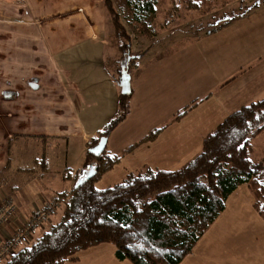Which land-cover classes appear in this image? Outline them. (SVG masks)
<instances>
[{
	"label": "rangeland",
	"instance_id": "obj_1",
	"mask_svg": "<svg viewBox=\"0 0 264 264\" xmlns=\"http://www.w3.org/2000/svg\"><path fill=\"white\" fill-rule=\"evenodd\" d=\"M48 1L49 9L59 7V10L52 9L44 17L31 13V16L21 18L16 14L15 4L10 5L11 13L0 15V155L5 151L4 142L9 138L8 135L16 138L14 135L19 134L17 131L26 128L27 132H31L30 135L41 136L35 134L40 132V128L34 125H41L44 131H49L48 126L56 125L62 136H68L72 129L69 121L74 119L71 94L75 96L76 92L73 93L66 82L73 79L76 81L78 76L80 82L76 81L77 89L90 103V107L85 104V111L79 112L81 119L87 109L91 110V118L87 116L86 119L92 120L91 128H94L103 125L116 113L119 87L116 88L108 74L114 69L115 60L116 63L120 61L114 58L116 51L112 48L114 43L110 41V29L101 0H72L71 4H68L69 0H64L63 3H59V0ZM129 1L134 0H111L119 22L130 35L131 53L137 56V60L141 56L140 66L130 72L132 92L128 113L111 130L106 141V149L110 154L121 153L122 156L112 170L96 180L97 187L118 182L128 171L141 165L165 170L179 167L200 150L204 135L224 117L241 105L264 97V82L261 77L264 74V0H211L210 11L189 10L181 6L174 16H167V8L171 4L162 0L157 4L155 13L148 15L145 22L140 24L132 20ZM220 4L225 9H219ZM0 8L5 10L2 5ZM66 16L85 20L86 28L98 22L107 33L106 47L111 62L104 61L105 68L97 69L94 76L90 75L94 70L92 57L96 53L93 40L86 38L68 52L57 55L50 54L46 47L45 23L53 21L59 26ZM221 16L232 19L220 27ZM79 26L81 29V24ZM145 30L146 33L143 32ZM49 39L50 36L47 45ZM98 45L100 46L99 42ZM79 46L87 48L88 52H79ZM97 53L94 59L100 56ZM64 56L67 60H62ZM86 57L92 60L87 63ZM87 75H90L89 85L82 77ZM87 86L94 92L93 95H89ZM76 100L78 101L77 97L74 103ZM80 102L84 101L81 99ZM190 103L193 105L187 110ZM184 108L187 111L178 114ZM39 114L48 116L45 123L47 125L42 124L45 119L34 118ZM159 126H163V129L153 141L139 142L147 131ZM21 140L25 139L15 140L12 151L17 150L15 148ZM32 142L35 140L32 139ZM250 144L251 157L264 159V130L254 136ZM84 145L85 141L79 139L67 140V147L63 141H50V154H45L48 158L52 157L55 164L48 167L53 166L55 172L62 173L64 163L67 167L80 164L85 154ZM130 145L132 147L128 149ZM35 150L40 152L41 149L35 147ZM37 152H23L24 162L29 163L32 168H35L31 164L32 156L35 157ZM18 159L8 158L7 162L16 166L19 164ZM36 172H39V167ZM23 178L24 176H20L19 181ZM60 180L45 183L44 187L52 191L63 190L68 183ZM247 192L243 185L234 192L227 210L216 217L191 253L178 264H234L229 259L224 262L205 261L203 256L244 252L250 243L246 239H263L260 234L264 232V211L257 213L253 210L250 205L252 197ZM41 201L40 197L34 200L40 209L44 206ZM49 204L50 209L46 210L48 215L43 221L55 211L57 201ZM57 211H61V206ZM20 213L22 217H28L36 211L34 209L28 215L22 211ZM55 221L56 219L52 223ZM14 224L16 218L8 219L4 231L13 232ZM43 225V229L37 232L41 233L50 223L45 221ZM35 228L29 242L40 235L35 232L33 237ZM234 239H245V242L234 246ZM28 243H14L10 253L15 252L18 247L14 246ZM106 248L112 250L110 245ZM101 256L106 261L107 251L102 252ZM123 262L130 264L128 261Z\"/></svg>",
	"mask_w": 264,
	"mask_h": 264
},
{
	"label": "trees",
	"instance_id": "obj_2",
	"mask_svg": "<svg viewBox=\"0 0 264 264\" xmlns=\"http://www.w3.org/2000/svg\"><path fill=\"white\" fill-rule=\"evenodd\" d=\"M160 1H129L132 20L145 22L148 15L155 13ZM166 1L171 4L167 16L177 14L181 6L205 12L212 5L211 0ZM101 4L116 51L114 58L120 61L115 60L111 69L117 84L121 74L128 75L130 80L137 56L131 53L130 35L119 22L111 0H101ZM224 7L220 4L219 9ZM231 19L221 16L218 26L226 25ZM118 87L116 113L85 140L81 163L75 168L63 167L62 177L68 180L69 187L53 197L61 206L58 219L33 241L16 245L15 252L0 259V264H63L76 259L78 252L103 244L113 247L116 259L131 264H178L191 253L225 209L229 196L241 185L251 195L254 211H264V159L251 157L250 144L264 130V97L241 105L224 117L204 135L200 150L179 167L165 170L142 165L128 171L118 182L97 187L96 180L112 170L122 156L110 154L106 141L99 154L91 151L101 137L107 140L111 130L128 113L132 89L122 93L119 84ZM193 103L188 104L187 110ZM187 110L184 108L178 114ZM162 129L163 126L152 128L139 142L153 141ZM14 136L6 140V151L13 148L16 139H35L36 143L27 146L26 151L34 154L37 152L34 147H39L40 152L32 156V164L45 170L47 155L40 140L47 137ZM23 152L20 150L22 155ZM90 168L93 172L86 178Z\"/></svg>",
	"mask_w": 264,
	"mask_h": 264
},
{
	"label": "crops",
	"instance_id": "obj_3",
	"mask_svg": "<svg viewBox=\"0 0 264 264\" xmlns=\"http://www.w3.org/2000/svg\"><path fill=\"white\" fill-rule=\"evenodd\" d=\"M63 1L64 0H59V3H63ZM71 3H72V0H69L68 4H71ZM12 4L17 5L16 6V14L18 16H20L21 18L31 16V13L32 14L38 13V15L40 17H44L47 13L52 12L53 11L52 9L59 10V7H53V8L49 9V1L48 0H42V1H39V0H19L18 2H17V0H0V5H2L5 9V10H3V8H0V15H4L5 13H8V14L11 13L10 5H12ZM39 13H41V14H39ZM84 21L85 20L81 21L78 18H74L73 16H66V18L64 19V22H60L59 26H57V23L53 22V21L51 23H48V24H46L47 23L46 22L45 23V28L47 30V33L45 35L46 47L49 50L50 54L57 55L60 53L68 52L72 47H74V46L76 47L86 38L93 40L94 44H96V53H94V55L92 57L93 60H92V58H88V57H86L85 60L87 63L92 60L91 63H92V66H94V70H93V73L90 75L94 76L97 69L99 70V69L105 68L104 61L111 62L110 61L111 57L109 56L108 50L106 47V46H108L107 33L105 32V30L103 29V26L100 23L96 22L95 25L92 24L89 26V28H86ZM71 23H73V25ZM80 24H81V29L79 26ZM49 36H50L49 44L47 45V39ZM98 42L100 43V46L99 45L97 46ZM97 47H100L99 50H97ZM78 50H79V52H81L83 54L88 52L87 48H83L80 46H79ZM97 52H99L100 56H98L97 59H94V57L98 54ZM110 53H112V50L110 51ZM140 55H142V53ZM50 57H51V55H50ZM62 60H67L66 56H64L62 58ZM95 60H97V62ZM140 60H141V56L137 60L138 64H137L136 68L140 66ZM82 67H86V66L82 65ZM90 75L82 76L83 78L86 79V82H88V85L90 82V80H88V77ZM108 76L110 78H112V80L114 81L111 71L108 74ZM261 77L263 78L262 82H264V74L263 73H262ZM106 79L109 80L108 77ZM76 81H77V83L80 82V76L76 77ZM76 81H75V79H73V80H71V82H69V81L66 82V84L71 87L72 92L73 93L76 92L75 96L78 99V101L76 100V103H74L76 97L73 94H71L72 95L71 96L72 104L74 106V109L72 111V113H73L72 116L74 119L72 121L70 119V121H69V125L72 129L69 130L68 136H62V134H60V132H59L60 128L57 127L56 125H55L56 127L55 126H48L50 128L49 131H44L42 129L41 125L40 126L34 125L35 127L40 128V132L39 131L35 132V134H40V135H44L45 137H47L44 140H40V143H42V145L46 149L45 150L46 153L50 154V152L48 151V145H49L50 141H53V140L58 141V142L63 141L65 143V147H67V140L79 139V140L85 141V140H87L88 136L95 134L97 132V130L102 126V125H97L94 128H91V127H93L92 126V120L86 119L87 116H89V117L91 116V112H92L91 110H88V109L86 110L85 114L83 115V119H81V117L79 116L80 111H85V109H86L85 104H87L88 107H90L89 106L90 103L87 101V98L85 97V95H83L82 93H80L78 91ZM115 84H116V82H115ZM115 86H116V88L118 87L117 84ZM87 91L89 92L90 96L93 95V93H94L92 90L89 89V87H88ZM87 91L85 90L86 96H88ZM81 99L84 102H80ZM47 117L48 116H44L42 114H39L38 117H34V118H39V120L41 118L45 119L42 121V124H45ZM45 125H47V124H45ZM65 130H67V129H65ZM27 131L28 130L26 128H24L21 131H17V132H19V134H24L25 135L24 137H27L26 135H30L29 133H31V132H27ZM64 132L67 133V131H64ZM15 133H16V131H15ZM8 137H10V136L8 135ZM24 139H26V140H21L19 142V145L15 148V149H17L16 151H12V149L11 150L9 149V151L8 150L6 151V148H5L4 153L2 155H0V193L2 194V196L3 195H11L12 199L15 202V204L17 205L19 211L20 212L22 211L23 214L28 215V214L32 213V211H34V209L35 210L38 209L39 205H36L34 203V200H38L40 197L42 199L41 202L49 201V200H52V198L55 196V193L59 192V191L47 190V188L44 187L45 183L47 184V183L53 182L57 179H61L60 180L61 182H67L68 183L66 185V187L63 189V190H66L69 187V182H68V180L63 179V177H62L63 172L62 173H60L59 171L55 172V170L53 169V166L51 168H49L47 166V168L45 170L40 167L39 172H36V168L32 170L29 166V163L24 162L25 159L23 158V155L20 153V150L26 151V147L31 146V143H33L32 138L29 137V138H24ZM33 140H35V139H33ZM4 144L6 147V142H4ZM13 146H14V144H13ZM8 156L10 159L11 158L15 159V157L17 159L19 158L17 160V162L19 164H17L16 166H13V164L11 162L8 163L7 162ZM46 164L47 165H54L55 162L52 160V157L48 158L46 156ZM64 165H65V163H64ZM78 165L79 164L74 165V167H69V166L68 167L69 168H75ZM61 169L63 171V168H61ZM53 171H54V173H53ZM20 176H24V178L22 179L21 182L19 181ZM234 192L229 196V198L227 200L226 208L222 212L227 210L228 206L230 205V199L233 196ZM247 193H249V192H247ZM251 202H252V200L250 198V205H251ZM251 207H252V205H251ZM58 208L60 209V206L58 204H56L55 211L52 213V215L49 214V217L46 220H44L43 222L46 221V222L51 224V222L54 219L57 220L59 217V214H60V211L56 212V210ZM43 222L35 228V230L33 231V237L35 235V232L43 229V227H44ZM258 231L262 232V230H258ZM37 233H40V232H37ZM260 235H262L263 239H258V238H254V237H250V238L246 239L250 243L246 246V249L244 252L228 253L229 255H225V254H221V253L206 254L203 256L204 257L203 260L209 261V262H211V261H222V262H224L225 260L229 259L231 261H234V264H262V261L264 260V232L261 233ZM243 242H245V239H234V240H232V245H234V246L238 245L239 246V245H242ZM107 245H109V244L98 245V246H94V247H90V248H87L85 250H82V251L78 252L76 259L66 261L63 264H81V263H85V264L86 263H89V264H126V262H123V261H127V260L116 259L114 256L113 247L110 245L112 247V250H110V248H106ZM105 251H107V257L108 258L106 261H103V259L101 258L102 257L101 253L105 252ZM103 258L105 259L106 257H103Z\"/></svg>",
	"mask_w": 264,
	"mask_h": 264
},
{
	"label": "built area",
	"instance_id": "obj_4",
	"mask_svg": "<svg viewBox=\"0 0 264 264\" xmlns=\"http://www.w3.org/2000/svg\"><path fill=\"white\" fill-rule=\"evenodd\" d=\"M54 199L45 201L42 209H36V213L28 217H22L17 206L12 200L11 195L2 196L0 198V259L10 253L11 246L16 242L28 243L31 239L32 230L39 226L43 219L47 217L50 209V202ZM13 232L4 231V226L8 223V219H15Z\"/></svg>",
	"mask_w": 264,
	"mask_h": 264
},
{
	"label": "water",
	"instance_id": "obj_5",
	"mask_svg": "<svg viewBox=\"0 0 264 264\" xmlns=\"http://www.w3.org/2000/svg\"><path fill=\"white\" fill-rule=\"evenodd\" d=\"M128 75H124V74H121V77H120V80L118 82L119 86H120V91L122 93H127L129 91V88H130V82H129V79H128ZM105 141H106V138L104 137H101L97 144L91 148V151L94 153V154H99L101 152V150L103 149L104 147V144H105ZM92 168H90L87 172V174L85 175V177H89L91 174H92Z\"/></svg>",
	"mask_w": 264,
	"mask_h": 264
}]
</instances>
